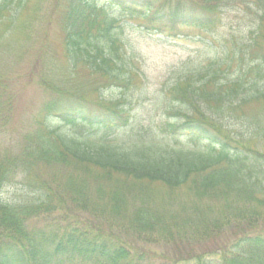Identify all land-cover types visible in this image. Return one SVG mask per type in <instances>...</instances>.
<instances>
[{"label":"trees","instance_id":"trees-1","mask_svg":"<svg viewBox=\"0 0 264 264\" xmlns=\"http://www.w3.org/2000/svg\"><path fill=\"white\" fill-rule=\"evenodd\" d=\"M28 1L0 0V24L14 25ZM100 1H69L65 56L72 69L83 65L124 87L134 76L121 52L133 23L113 11L141 18L147 33L170 26L168 37L181 26L214 28L236 5L250 9L255 24L231 40L223 59L182 66L164 83L165 112L174 119L162 130L199 151L158 146L144 132L129 147L112 139L132 121L118 100L96 112L60 106L62 95L53 101L62 120L91 130L71 138L45 126L19 153L0 156V264H264V114L243 110L264 100V0ZM233 63L242 67L222 80ZM41 166H60L63 177L50 179ZM8 187L26 191L23 200L4 197ZM226 233L218 246H197ZM133 240L194 246L161 256Z\"/></svg>","mask_w":264,"mask_h":264},{"label":"rangeland","instance_id":"rangeland-1","mask_svg":"<svg viewBox=\"0 0 264 264\" xmlns=\"http://www.w3.org/2000/svg\"><path fill=\"white\" fill-rule=\"evenodd\" d=\"M69 1L29 0L14 25L8 28L0 24V156L7 151L19 153L21 146L29 139H36L45 126L71 138L91 130L83 122L62 120L53 102L58 103L60 95L64 96L60 106L67 108L82 103L90 112H96L103 109L108 100H118L129 108L132 113L130 125L112 135V139L117 137V142L126 147L132 144L137 133L144 132L145 138L155 141L158 146L201 150L200 146L189 143L186 136L162 130L164 123L174 119L165 112L171 100L164 95V83L171 71L182 66L189 71L223 59L227 48L233 46L231 40L246 38L254 26L250 9L247 11L236 5L223 14L221 23L210 29L181 26L177 29L178 37L166 36L171 32L170 26H165L158 33H147L138 26L141 18L113 11L114 16L133 23L125 29L128 46L121 52L125 57L122 60L124 70H132L134 76L129 86L124 87L111 84L105 76L92 73L83 65L75 69L69 65L64 50L62 22ZM241 67L237 63L231 64L220 75L221 79L234 78ZM243 110L248 117L263 115L264 100L252 101ZM57 168L62 169L60 166H41L40 172L50 179L52 174L63 177ZM12 184L19 187L16 182ZM88 184L91 190L98 186L92 178ZM17 189L20 192L8 187L4 197L23 200L26 191ZM229 239V233L219 234L214 241L197 246L207 249ZM134 242L161 256L185 252L194 246V242L178 246L171 242Z\"/></svg>","mask_w":264,"mask_h":264}]
</instances>
